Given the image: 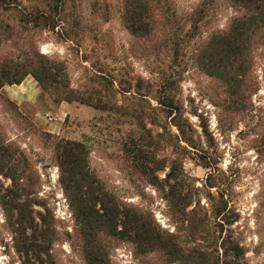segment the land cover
I'll return each mask as SVG.
<instances>
[{
	"label": "rangeland",
	"instance_id": "rangeland-1",
	"mask_svg": "<svg viewBox=\"0 0 264 264\" xmlns=\"http://www.w3.org/2000/svg\"><path fill=\"white\" fill-rule=\"evenodd\" d=\"M248 15L238 0H0L1 60L42 79L22 107L0 90L16 165L15 185L0 175V264H26L30 241V259L88 264L61 141L83 143L103 189L181 250L100 234L101 264H264V21L235 61L213 50Z\"/></svg>",
	"mask_w": 264,
	"mask_h": 264
},
{
	"label": "trees",
	"instance_id": "trees-1",
	"mask_svg": "<svg viewBox=\"0 0 264 264\" xmlns=\"http://www.w3.org/2000/svg\"><path fill=\"white\" fill-rule=\"evenodd\" d=\"M250 12L246 20L236 21L229 35L220 39L218 49L228 62L240 57L243 45L241 40L249 29L259 21H264V0H238ZM255 7L254 10H252ZM1 28V26H0ZM218 53V55H220ZM216 53L210 56L211 62L206 64L210 69L216 64ZM224 67V66H223ZM225 68V67H224ZM28 64L16 62L13 59L0 58V90L5 86L20 85L32 75ZM211 73V70H209ZM41 82L40 77H35ZM8 148L0 141V175L10 179L13 184L16 178L12 172L16 165ZM57 162L60 168V180L70 200V205L82 227L86 242L85 251L88 264H101L102 251L99 249V235L106 234L121 240L129 241L142 252L161 251L171 259L181 256V250L174 243L171 236L161 233L151 227L135 210L122 207L110 196L89 171L87 163V150L83 143L61 141L57 145ZM36 241H30L29 248L25 250L26 264H54L44 262L38 256L30 259V253ZM190 257L202 259L200 252L193 251ZM104 258V255H103Z\"/></svg>",
	"mask_w": 264,
	"mask_h": 264
},
{
	"label": "crops",
	"instance_id": "crops-1",
	"mask_svg": "<svg viewBox=\"0 0 264 264\" xmlns=\"http://www.w3.org/2000/svg\"><path fill=\"white\" fill-rule=\"evenodd\" d=\"M17 106L34 103L40 93L38 83L33 78H26L20 85L5 86L2 90Z\"/></svg>",
	"mask_w": 264,
	"mask_h": 264
},
{
	"label": "built area",
	"instance_id": "built-area-1",
	"mask_svg": "<svg viewBox=\"0 0 264 264\" xmlns=\"http://www.w3.org/2000/svg\"><path fill=\"white\" fill-rule=\"evenodd\" d=\"M49 120H50V121H53V118H52V117H50V118H49Z\"/></svg>",
	"mask_w": 264,
	"mask_h": 264
}]
</instances>
